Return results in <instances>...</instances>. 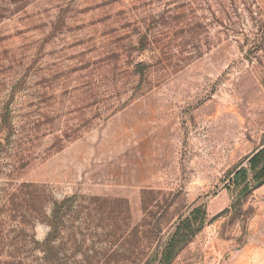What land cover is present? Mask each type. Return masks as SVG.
I'll return each mask as SVG.
<instances>
[{
  "label": "rangeland",
  "instance_id": "rangeland-1",
  "mask_svg": "<svg viewBox=\"0 0 264 264\" xmlns=\"http://www.w3.org/2000/svg\"><path fill=\"white\" fill-rule=\"evenodd\" d=\"M264 0H0V264H264Z\"/></svg>",
  "mask_w": 264,
  "mask_h": 264
},
{
  "label": "trees",
  "instance_id": "trees-1",
  "mask_svg": "<svg viewBox=\"0 0 264 264\" xmlns=\"http://www.w3.org/2000/svg\"><path fill=\"white\" fill-rule=\"evenodd\" d=\"M248 163L249 168H241L234 175L235 182L242 184L240 194H244L251 190L254 185L264 182V148L256 152L249 159ZM186 225H189V221H185L180 225L176 234L168 243L163 253V262L165 264H170L182 246L187 242L188 237L181 233V230Z\"/></svg>",
  "mask_w": 264,
  "mask_h": 264
}]
</instances>
